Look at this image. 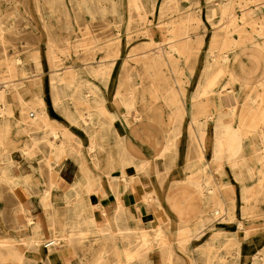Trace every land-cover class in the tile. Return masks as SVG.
I'll use <instances>...</instances> for the list:
<instances>
[{
  "label": "rangeland",
  "instance_id": "rangeland-1",
  "mask_svg": "<svg viewBox=\"0 0 264 264\" xmlns=\"http://www.w3.org/2000/svg\"><path fill=\"white\" fill-rule=\"evenodd\" d=\"M222 1L216 0L215 3ZM191 2L193 0H149V3L144 7L150 11L145 15V21H143L139 15V6L133 0H88L86 6L78 4L76 0H53L54 8L50 18H47L49 10L47 0H0V19L4 28L0 34V76L1 73L7 70V62H12L15 56L27 57L28 49L32 48L35 49L41 65L44 66L41 74L36 77V86L34 88L35 91L45 90L49 74L45 69L47 63L45 37L47 33H50L56 39L57 47L59 46L60 48L55 58L58 65L56 67L57 74L62 76L71 70L77 72L89 80L91 86L97 88L99 97L105 103V109L109 108L111 113L115 114L118 112L113 118H110L108 113L102 116L103 120H107L103 124L105 129L102 131V138H106L110 144L112 141V121L118 116L123 117V115L127 114L130 116L131 110L135 107L133 104L140 97L139 95L153 91L154 80L149 73L150 71H162L166 80L175 87L177 85L174 80L178 78V89H181V91L177 92L176 97L179 98L177 101L181 107H185V105L190 103L189 99L192 98L190 95L201 79L199 69L211 58L210 53L204 49L207 44L204 43L200 49H194L193 56L187 61L183 56L178 57L179 67L177 69H169L168 65H157L156 62H152L151 56L154 50L157 49L158 43H162L163 37L169 38L174 32L181 30L180 18L188 9H192L200 18L199 22L195 21L191 24V31L201 32L203 29L207 30L205 42L217 31L219 24L217 11H219L220 5H215L216 14L212 20H208L205 16V1L198 0V3L194 4ZM259 2L258 0L256 1V3ZM112 5L116 8L115 13L111 11ZM247 8L255 10L259 16H264V3L257 6L253 5V3L247 5L236 3L233 4L232 10L235 13V17L238 18L242 10L245 11ZM44 24L48 26L50 31L44 27ZM146 25L149 27L148 33H144L145 30H141ZM245 27L247 29L250 28L247 24H245ZM238 35L236 32L233 34L236 37ZM165 46L168 45L166 44ZM223 61V58L219 59V63H223ZM87 70L99 71L95 73ZM128 75L131 79L129 83L125 82ZM225 76H221L214 88L226 89L228 85H226L227 78ZM129 92L135 94L136 98L131 101L132 106L128 103L127 93ZM30 94L31 92L24 93V98H29ZM46 95L47 93L44 94L45 97ZM84 95V99L79 106L66 102L55 103L52 106L54 118L51 123L49 121L48 123L43 122L40 118L36 121L28 119L25 124V131L22 129L19 131V126L13 120L7 118L8 127H6L7 130L4 135H7L9 140H20L21 143L25 144L26 149L24 153L23 151H18L13 145L9 146L8 155L11 159L20 158L24 164L38 162L41 159V155L29 160H27V155L39 153L40 141L43 135L51 138L49 141L57 142L59 140V134L56 135L57 139L53 140L49 133V126L53 125L57 128L65 129L67 132L68 142L62 155L64 161L66 163L74 162L73 158L80 156L81 162H87L84 154L90 153L89 144L92 125H94L90 124L91 119L87 114L93 106H100L102 102L92 92H86ZM200 98L205 99L201 96ZM160 103H163L162 99ZM47 104L51 105L48 100ZM15 106L16 104L11 105V107ZM77 106L82 113H86L78 124L74 122L75 120L70 115L74 113ZM220 109L221 106L216 110L220 111ZM136 110V112L139 111L140 115H147L146 111H143L142 106L136 107ZM241 112L238 109L234 113L238 126H240L242 119ZM137 115L135 113V116ZM203 119L208 121L206 117ZM128 121H133V119ZM206 125L207 123L204 124L205 127ZM126 126L128 127V124ZM99 137L100 135L96 137L98 144L96 150L100 149ZM244 138L248 140L247 149L251 150V153L245 156H247V164L250 165L251 173L254 175L252 180L246 182L249 184L248 191L251 193L249 198L252 201L251 206H253V209L242 210L243 206L246 205V201L241 196V185L245 182L236 181L233 173L226 168V164H223V169L225 170H215L213 164L209 163L198 152L195 155H178L173 161H166L167 157L171 155H158L155 162L146 160L142 162L143 165L131 166V173L135 174L139 189L135 196L128 200L132 199L136 203V200L140 199L142 204L139 205H144L145 208L139 207L138 203H128L129 205L127 206H131L139 214V218L151 219L154 223H160L162 227L165 223H175L174 219L172 221L169 217L170 213L165 211L164 203H159L163 200L162 198L165 194L173 188L169 186L171 183L181 185L178 188L182 194L180 193L181 196L178 195L177 199H181L183 204L191 205L189 203L191 202L193 203L192 205H195V201L198 200L197 206L199 204L200 219L197 223L198 225L201 222L205 224L192 229V233L206 228L203 233L204 236L197 238L191 234L193 237L190 236L187 242L178 240L177 234L179 230H172L171 234H165L164 229L160 228V234L157 236L159 240L164 241V245L159 251L156 241L150 242V248H148L150 255L146 256L143 264H194L192 260L197 252H193L191 249H198L199 252V249H201L199 244L202 238L214 244L216 249L214 252L225 254L228 259L230 253H239L238 264H264V177L261 175L262 161L255 157V152H262V159L264 160V124L263 132L259 134V132L247 131L244 133ZM110 162L111 159L108 160V163ZM262 166L264 170V165ZM4 171L9 178L7 181L0 182V236L3 237H5L4 233H9L7 236H10L11 233L10 231H5V227L22 228L24 220L27 219L25 211H22L20 216L16 214L19 190L25 186L23 190L27 188L30 193V189L33 188L44 189L49 182V178L44 175V173H47L46 171H43V176L42 174L39 175V179L43 182L38 187H34L30 181L27 184L21 183L18 177L20 176L19 167L9 166ZM122 173L119 172L118 174ZM9 174H13L12 178ZM204 174L209 177L207 181L211 191H205L201 194L199 200L197 199V194L191 189L203 181L202 176ZM262 174L264 175V172ZM218 185L220 186L219 188ZM52 190L58 193L61 189L55 187ZM145 192H148V198L144 195ZM56 198H58L57 195ZM39 199L35 195L28 196L25 199L26 207L30 209L31 215L38 214L39 208H36ZM215 202L225 206L228 212L214 216L212 205L217 204ZM60 205L63 204L59 203ZM62 210H59L56 215L62 216L64 214ZM83 217L84 214L80 215L79 219H72L71 221L75 222V224L76 221L83 224L82 227L85 230V234L82 246L85 259L90 260L96 251L108 247L110 248L109 251L119 254L123 258L124 253L120 246L121 242L114 238L104 241L103 237L93 229L95 226H92L91 220ZM76 218L78 217L76 216ZM61 221L59 220V222ZM139 222L147 224L146 220H140ZM192 223H196L195 220ZM240 223L243 225L242 227L239 226ZM211 224L215 225L212 226ZM60 228L57 227V229ZM132 231L136 232L135 229H132ZM138 235L140 234H133V236ZM145 236L149 239L151 237L148 234H145ZM228 237H231L232 243L227 244ZM23 238L24 236H14L10 240L11 242L7 243L11 246V249L6 250L7 253L11 250L17 251L16 248L21 245L27 256V253L31 250L24 243H20ZM165 246L166 250H164ZM77 249L79 253L81 251L80 247H77ZM253 257H259L258 259H261V262L254 263L252 261ZM4 261L5 264H17L15 259H9V256L8 258L5 257ZM33 262L36 264H60L56 259L49 260L44 256ZM123 263H126L125 260ZM228 264H230L229 261Z\"/></svg>",
  "mask_w": 264,
  "mask_h": 264
},
{
  "label": "bare ground",
  "instance_id": "bare-ground-1",
  "mask_svg": "<svg viewBox=\"0 0 264 264\" xmlns=\"http://www.w3.org/2000/svg\"><path fill=\"white\" fill-rule=\"evenodd\" d=\"M48 1V13L47 18H50L54 5L53 0ZM78 4L86 6L88 0H76ZM205 1V16L206 19L212 20L213 16L216 14L215 5H220L218 14V26L217 31L212 34L211 38L205 42V34L207 30L203 29L201 32L191 31L192 23L199 22L200 18L197 14H195L192 9H188L187 12L180 18L181 30L179 32H174L169 38L163 37L162 43H158L157 49L154 50L151 56L152 62H156L157 65H168L169 69H177L178 65V57L183 56L187 61L193 56L194 49L202 48L203 44L207 45L204 49L210 53V59L205 62V64L199 69L201 74V79L198 85V92L195 93L192 98L189 99V102L195 105L196 100L200 98V96L204 99V106L200 104L196 111L194 109L193 117L189 119V135L196 139V144L200 146V154H202L209 163L213 164V168L215 170H225L223 169V164H226V168L233 173L236 181H244L241 185V196L244 197L246 201V205L243 206L242 210L253 209L251 206L252 201L249 198L251 193L248 191V184L246 183L248 180H252L254 176L251 173L250 165L247 164V156L243 155L242 152L237 153L234 156L227 155H206V142L210 143V146H223L227 148H237L239 147V143L244 138V133L247 131L256 132L259 134L263 132V124H264V16H259L255 10L251 8H247L245 11L242 10L241 15L237 18L235 17V13L232 10L233 4L239 5H247L252 4L257 6L258 4L264 3V0H258L259 3H256L257 0H223L222 2L215 3L216 0H204ZM98 2V1H97ZM133 2L139 6V15L141 19L144 20L145 15L150 11L145 5L149 3V0H133ZM192 4L198 3V0H193ZM112 12H116V8L114 5L111 7ZM77 20V18H75ZM245 24L249 25V29L245 27ZM44 27L48 29V26L44 24ZM148 26L142 27L141 30H145L148 33ZM2 21L0 19V34L3 30ZM158 29V28H157ZM156 29V30H157ZM49 30V29H48ZM50 31V30H49ZM171 32V31H170ZM238 33L239 35L233 36L234 33ZM52 33V30H51ZM169 39V40H168ZM45 41L47 44L46 47V71H48L47 76V86L45 90L35 91L36 86V77L41 74V71L44 69V66L41 65L39 56L36 54L35 49L29 48L27 52V57L15 56L12 62H7L6 67L7 70L4 73H1L0 76V182L7 181L9 178L4 171L6 167H19V169L23 166L20 158L11 159L8 155V147L13 145L14 148H17L18 151H23L25 153V144L20 142V140H9L7 135H4L6 132V127L8 124L6 122L7 118L13 120L17 126H19V131L21 129L25 131V124L27 120L36 121L40 118L43 122L51 123L54 115H52V106L55 103H73L78 105L84 99V94L86 92H92L95 94L96 98L99 97V91H97L96 87L91 86L89 80L82 77L80 74L74 71H70L69 73H65L64 75L57 74V63H56V53L60 49L57 47L56 39H54L50 33H47L45 37ZM167 41V42H166ZM165 42V43H163ZM168 46H165V45ZM224 59L223 63H219V59ZM229 61L230 66L233 68L241 69V71H261L260 76L261 80L255 81L252 80L251 77L249 81L254 83L252 87V91L247 94L241 102H239L238 97L234 96L232 92L228 89L230 85L231 78L228 76L226 85H228L227 95L223 99V90L217 89L215 85H217L219 79L222 75H225L224 68L226 62ZM193 69V66H192ZM94 71L95 73L98 71L95 70H87ZM240 71V70H239ZM152 76L153 88L152 92L141 93L134 102L133 105L139 103L140 106L146 108V113L149 116L158 115L160 113H166L172 119L173 116L181 114L185 112L184 107L179 105V98L176 97L177 92L181 91L178 89L179 79L176 78L174 80L176 87L173 86L170 82L166 80L163 76L162 71H150ZM251 74V72H249ZM252 76V74L250 75ZM125 82H131L130 76L128 75ZM120 83V82H119ZM215 90V91H214ZM31 92L30 97L25 99L24 93ZM46 97L44 94H46ZM153 93V94H152ZM128 103L130 106L131 101L135 98V94L131 92L127 93ZM225 100L226 105L230 107L231 115L235 116L234 113L238 109L242 112V119L240 122V126H226L223 127L219 122L220 118L216 116L215 112H212L210 109H206V105H211L215 99ZM163 100V103H160V100ZM47 100L51 103L49 106L47 104ZM102 105L93 106L92 109L89 110L87 114L90 117L93 128L91 130V139L89 144V150L91 154H93L91 161L96 163L99 161L98 156H96V147L98 144L96 142V137L101 135L104 131L105 126L103 125L107 120H103L102 116L108 113L110 118H113L117 115L118 112L111 113L109 108L105 109V103L100 98ZM12 104H16L15 107H11ZM76 107L74 113L70 115L75 120L77 124L83 119L86 113H82L79 107ZM51 107V108H50ZM96 107V108H94ZM51 109V110H50ZM136 109V107H135ZM137 111V110H136ZM127 115H123L126 117ZM199 116L206 117L208 119L213 120L214 126L213 128L205 129V130H196L197 120ZM77 119V120H76ZM89 119V118H88ZM232 119V118H231ZM31 121V122H32ZM6 122V123H5ZM30 122V121H29ZM111 122V121H110ZM114 121H112L113 124ZM82 123H84L82 121ZM116 126V124H115ZM129 127H132L130 123ZM131 129V128H130ZM244 132H242V131ZM117 131V130H116ZM121 131V130H118ZM117 131V132H118ZM49 133L53 140H56V135L59 134V140L57 142L49 141L47 135H43L40 141L39 153H30L27 155V159H32L37 155H41V159L37 162V164L41 165L39 169L40 174H42L43 168L48 169L46 173L49 178V182L46 184L44 189H30L26 188V190H19V200L18 206L16 207V214L20 216L22 211H25V216L27 219L23 222V229L32 231L31 236H26L20 243H24L28 249H32L27 253L22 250L21 245H19L16 249L17 251L11 252V254L16 253L12 258L15 259L17 264H36L35 261L38 258L46 257L49 260H57L60 264H143L146 256L150 255V250H148L150 242L156 241L159 251L162 249L164 245L163 240H159L158 236L160 234L161 224L156 225V230H154L153 234L150 235V239L145 236V234H140L138 236H133V231L130 226H128L127 221L122 219L121 214L125 207V200L127 201L132 196L138 192V185L135 182V176L133 173L123 172L119 175V178L116 176H112L110 181V191L112 189V204L110 202V198L101 199V189L97 188L95 190L87 187V194L92 195V199L88 204L79 203L82 200V193L80 191L75 192V200H72L65 191L62 200H58L56 195L53 194V188L55 186V182L59 180V173L54 169V165H60L64 162L63 152L65 146L68 142V137L66 135L65 129L57 128L53 125L49 126ZM196 135V137H195ZM15 142V143H14ZM260 148V147H258ZM257 148V149H258ZM237 149H235L236 151ZM164 151V150H163ZM255 157L262 161L261 164V172L263 173L264 160L262 159V152H255ZM176 157L171 155L167 157L166 161H173ZM42 162V163H41ZM126 164L128 161L125 162ZM143 165V163H140ZM222 169V170H220ZM55 170V171H53ZM261 175L264 177V175ZM24 168H22V177L18 176L21 183H28L30 181V176L28 175ZM12 178L13 174H9ZM43 176V174H42ZM209 177L204 174L202 176L201 182L197 184L191 190L196 193L198 196L203 194L205 191H211L210 185L208 184ZM114 180V181H113ZM240 184V183H239ZM176 185V184H175ZM174 186V185H173ZM176 189L177 185L174 186ZM172 189H175V188ZM212 187V186H211ZM220 186L218 185V188ZM35 195L39 197V212L37 215H31L30 209L26 207L25 199L28 196ZM39 195V196H38ZM71 196V194H69ZM145 196L149 195L148 192H145ZM176 195V194H175ZM148 198V196L146 197ZM90 199V198H88ZM105 199V200H104ZM243 199V198H242ZM175 197L172 196V203H170V207L175 213V219L178 228V237L179 241L187 242L192 235H195L197 238L199 236H204L206 228L201 231H196L192 233V229H196L199 226H203L205 223L201 222L192 224H185L182 221V218L185 220L187 218L195 217L198 213L199 216V204L197 205H181L176 204L173 201ZM59 203L63 205L59 206ZM217 204L212 205V213L214 216H219L222 213L228 212L227 208L221 205L219 202H215ZM141 208L144 205H139ZM62 207V209H60ZM161 209V207H160ZM59 210L63 211L62 216L56 215ZM93 211L97 210L103 213L106 216L108 211H113L114 220L105 219L102 221H95L91 219V223L93 229L100 234L104 241L107 239H118L121 242V248L124 253V257L121 258L119 254L109 251L110 248L99 249L95 252L93 257L90 260H86L84 257L83 251V240H84V229L83 224L79 223V221L70 222L68 219L69 213L78 214L77 212L82 211ZM3 212V210H1ZM80 215V213H79ZM111 217L112 215H108ZM207 219V218H206ZM59 220H62L59 222ZM202 221V220H201ZM59 224V226H58ZM214 226L213 224H211ZM240 227L241 223L239 224ZM57 227H61L57 229ZM57 231V232H56ZM194 231V230H193ZM193 237V236H191ZM228 237V243H232L233 241ZM12 239L8 237L5 238L0 236V264H5L4 257L6 254V250L11 249L10 243ZM199 247L201 249L191 251L197 252L193 257L194 264H238V254L230 253V257H226L225 254H220L214 248V244L208 240H204L203 238L200 241ZM153 243V244H156ZM80 247L79 253H73L72 248L77 249ZM166 250V246L164 247ZM3 255V256H2ZM153 257V256H152ZM259 257H253L252 261L254 263L260 261ZM133 260H136L133 262Z\"/></svg>",
  "mask_w": 264,
  "mask_h": 264
},
{
  "label": "crops",
  "instance_id": "crops-1",
  "mask_svg": "<svg viewBox=\"0 0 264 264\" xmlns=\"http://www.w3.org/2000/svg\"><path fill=\"white\" fill-rule=\"evenodd\" d=\"M230 62L227 61L224 73L225 77L228 76L231 78L229 88L226 87V89H222L224 93L223 99L225 98V95H227L228 89L232 92V94L236 97H238V101L241 102L244 97L247 96L252 91V87L254 86V83L249 81V78L251 77L252 80L258 81L261 80L262 77L260 76L261 71H241V69H237L236 67L232 68L230 66ZM240 70V71H239ZM251 72V74H249ZM225 78V79H226ZM194 91L197 93L198 91V85H195ZM228 88V89H227ZM219 88H216L217 90ZM214 90V91H215ZM193 91V92H194ZM191 93L190 97H192L194 94ZM196 104L193 105L192 103H189L185 105L184 109V115L180 113L179 115H175L172 117L167 115L166 113H160L158 115H140L138 112H136L135 107H140L139 103L135 105V107L131 110V115L122 117L118 116L114 119L113 122V128L111 129V142L110 144L107 142L106 138H102L103 133H101L99 140H100V149L96 150V156H98L99 161L96 163L91 162V159L93 154L88 153L84 154L85 161L87 162H81V157L77 156L73 158L74 162H68L65 161L61 163L60 165H54V169L58 171L59 173V180L55 182V187L60 188L61 190L56 193L53 190V194L57 195L58 200H62V197L67 192L68 196L72 198V200H75V192L80 191L82 193V200H80L79 203L82 204H88L90 203L92 199V195L87 194L86 188L89 187L93 190L100 188L101 189V199L103 198H110V202L112 204V192L110 191V181L112 179V176H116V178H119V172H127L131 173L132 168L131 166H137L140 165L141 162L146 160H153L155 162L156 156L158 155H173L175 157L179 156H186V155H195V153H200V146L197 141L194 139V137H191L189 135V119L193 117L194 109L196 111V108L200 104L204 106V100L199 98L196 100ZM221 106L220 111L216 110L219 109ZM218 107V108H217ZM143 108V107H142ZM206 109H210L212 112H215L216 116L220 118V124L223 127L226 126H238L237 124V118L235 116L231 115L230 107L226 105L225 100H218L217 98L213 101L211 105H206L204 107ZM140 109V108H139ZM143 111H147L146 108H143ZM135 113L138 115L135 116ZM145 113V112H144ZM136 117V118H135ZM135 118V119H134ZM203 116H199V119L197 120L196 130H205L209 128H213L214 122L211 119H208V121L203 119ZM232 118V119H231ZM130 119H133V121H128ZM127 120V121H126ZM129 123L132 124V127H129ZM207 123L206 127L204 124ZM116 124V126H115ZM128 124V127L126 126ZM131 128V129H130ZM121 130V131H117ZM196 137V135H195ZM197 138V137H196ZM198 142V141H197ZM206 155H227V156H234L237 153L242 152L243 155H248L251 153L248 147V140L242 139L239 143V147L237 148H225L223 146H210V143L206 142ZM235 149H237L235 151ZM164 150V151H163ZM199 150V151H197ZM127 155V156H126ZM89 156V157H88ZM128 158V160H126ZM111 159V162L108 163V160ZM28 160V159H27ZM128 161L126 164L125 162ZM89 161V162H88ZM123 161V162H121ZM110 166V167H109ZM41 165L37 164V162L32 163H23V166L19 169L20 176L22 177V168L29 173L30 176V182L34 187L41 186V182H43L41 179H39V169ZM43 171L48 172V169L43 168L40 169ZM53 170V171H55ZM115 173V174H114ZM45 176L46 173H44ZM135 175V174H133ZM136 179V178H135ZM110 180V181H109ZM114 181V180H113ZM137 182V180H135ZM248 184V183H247ZM175 184H171L169 186L174 187ZM181 185H177V188ZM197 186V185H195ZM249 186V184H248ZM53 188V189H54ZM175 188V187H174ZM180 189H171L168 193L165 194V196L162 198L163 200L159 203H164V209L167 211V213H170L171 220L175 221V223L171 224H164L161 229H164L165 234H171V231L178 230L177 223L175 219V213L173 212L172 208L170 207V203H172V196L175 197V200L173 201L176 204H183V201L181 199H177V196H181ZM71 194V196L69 195ZM176 194V195H175ZM198 196V195H197ZM134 197V196H132ZM131 197V198H132ZM200 195L197 197V199L200 200ZM90 198V199H88ZM105 200V199H104ZM155 202V201H153ZM198 200L195 201V205H197ZM128 203H135V201L127 200L125 203V207L122 212H119L121 214V218L125 219L127 221L128 226L131 227V229H135L136 232L133 234H148L152 235L154 230H156L157 223H154L151 219H144L142 217L139 218V214L135 212V210L132 209L131 206ZM136 203L142 204V202L139 200H136ZM135 203V204H136ZM191 205L193 203L189 202ZM149 204V203H148ZM141 207V206H139ZM144 207V206H143ZM142 207V208H143ZM155 207V204H154ZM39 207L37 206L36 209ZM145 208V207H144ZM38 213L39 209H38ZM78 214H72L69 213L68 219L71 221L72 219H79L80 215L84 214V217H87L88 219H92L95 221H102L105 219L114 220L113 218V211H108L106 213V216L97 211L93 210L91 212L89 211H80L77 212ZM80 213V215H79ZM108 215H112L109 217ZM76 216L78 218H76ZM149 218V217H148ZM198 213L195 217L187 218L186 220L182 218V221L185 224H191L194 220L197 223L199 221ZM140 220H146L147 224L145 222H139ZM153 222V223H152ZM4 230L10 231L9 233H4L5 238L13 239L14 236H31L32 231L25 230L21 227L13 228V227H5ZM141 231H147V232H141ZM7 236V237H6ZM32 250V249H31ZM80 251V250H79ZM13 252L12 250L9 251V253L5 254V257L9 259L12 258L15 253L11 254ZM73 253H78V249L72 248ZM12 256V257H11ZM4 257V258H5ZM261 264V263H260Z\"/></svg>",
  "mask_w": 264,
  "mask_h": 264
}]
</instances>
